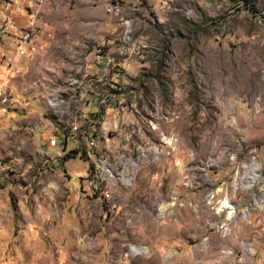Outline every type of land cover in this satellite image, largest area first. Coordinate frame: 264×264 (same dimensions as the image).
I'll return each instance as SVG.
<instances>
[{"label": "rangeland", "instance_id": "obj_1", "mask_svg": "<svg viewBox=\"0 0 264 264\" xmlns=\"http://www.w3.org/2000/svg\"><path fill=\"white\" fill-rule=\"evenodd\" d=\"M55 1L62 29L112 33L133 121L85 145L74 116L63 152L58 84L48 114L0 101V264H264V0Z\"/></svg>", "mask_w": 264, "mask_h": 264}, {"label": "crops", "instance_id": "obj_2", "mask_svg": "<svg viewBox=\"0 0 264 264\" xmlns=\"http://www.w3.org/2000/svg\"><path fill=\"white\" fill-rule=\"evenodd\" d=\"M56 9L55 0H0V76L7 70L13 83L10 84L11 89L7 86L0 88V101L5 102L11 97L10 100L15 103L23 104L16 98L17 93H21L24 101H27L25 105L42 110H35L33 114H48L47 109L52 111L45 99V89L50 81L58 84L70 108L73 106L75 109L66 108L64 114L67 115L61 117L54 114L58 121L59 118L68 117V124L62 122V126L45 118L50 123L45 134L58 133V137L52 138V147L63 145L61 150L65 152L71 142L69 136L73 135L69 133L65 138L67 126L75 130L84 128L83 124L74 120V116L75 119L78 116L88 121L85 127L87 134L78 133L86 136L85 145L91 137L99 136V130L104 132L106 127L109 130L116 125L121 130L122 124L131 123L133 117L132 114L125 117L121 114L123 99L114 90L117 80L123 75L110 67L114 63L112 33L95 34L70 26L62 29L59 17L54 14ZM27 28L31 30V39L28 42L20 41V34ZM89 42L94 43L90 46ZM118 65H121L120 62ZM77 68L79 73L74 71ZM73 74L75 78H68ZM41 79H45V82H39V85ZM101 106L105 107L104 114H109V120L97 129V121L92 118L99 113ZM71 145V149L76 148L73 143ZM46 146L52 148L48 142Z\"/></svg>", "mask_w": 264, "mask_h": 264}, {"label": "built area", "instance_id": "obj_3", "mask_svg": "<svg viewBox=\"0 0 264 264\" xmlns=\"http://www.w3.org/2000/svg\"><path fill=\"white\" fill-rule=\"evenodd\" d=\"M31 24H33V22H31ZM4 29H7V27L6 26H4ZM31 37H32V34H31V30H30V28H27V29H25L24 31H23V33H22V37H19L20 38V41H29L30 39H31ZM47 107V106H46ZM102 115V114H101ZM93 119V121H95V119L94 118H92ZM83 136H85V135H83ZM82 136V137H83ZM91 139L92 138H90V141H91ZM48 145L50 146V147H52V138H49V140H48ZM100 149H104L105 150V147H97L96 149H94L92 152H90L89 154H88V158H89V160L90 161H92V157H94L95 155H100V152H101V150ZM67 152V151H66ZM110 152H113V151H110ZM59 155V154H58ZM126 180H128V179H125V181Z\"/></svg>", "mask_w": 264, "mask_h": 264}, {"label": "bare ground", "instance_id": "obj_4", "mask_svg": "<svg viewBox=\"0 0 264 264\" xmlns=\"http://www.w3.org/2000/svg\"><path fill=\"white\" fill-rule=\"evenodd\" d=\"M53 95H54V94H53ZM51 98H52V97H51ZM58 100H59V98H57V97H53V98H52V101H53V102H51L52 105H55L54 101L57 102ZM60 101H61V103H62V102H63V99H62V100L60 99ZM58 102H59V101H58ZM53 103H54V104H53ZM63 104H64V103H63ZM63 104H62V105H63ZM60 105H61V104H60ZM57 108H58V106H57ZM249 179H250V185H248L247 187H250L251 184H252V183L255 181V179H256V175L254 174L253 170L250 171ZM225 208H231V209H233V211H232L231 213L228 214V217L231 218L232 215H233V213L235 212L236 206L231 207L228 201H224V202H222V205L220 206L219 209H220L221 211H223ZM135 251H137V249H135Z\"/></svg>", "mask_w": 264, "mask_h": 264}, {"label": "trees", "instance_id": "obj_5", "mask_svg": "<svg viewBox=\"0 0 264 264\" xmlns=\"http://www.w3.org/2000/svg\"><path fill=\"white\" fill-rule=\"evenodd\" d=\"M77 151H79L78 149H73L71 150V152H69L68 154H66L65 157H63L62 159L65 161L68 157H73L77 154Z\"/></svg>", "mask_w": 264, "mask_h": 264}]
</instances>
